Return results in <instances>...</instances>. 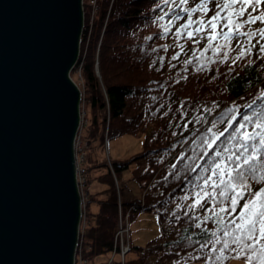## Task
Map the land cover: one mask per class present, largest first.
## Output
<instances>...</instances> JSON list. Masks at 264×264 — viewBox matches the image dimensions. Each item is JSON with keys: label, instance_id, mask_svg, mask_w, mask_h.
Returning a JSON list of instances; mask_svg holds the SVG:
<instances>
[{"label": "trees", "instance_id": "1", "mask_svg": "<svg viewBox=\"0 0 264 264\" xmlns=\"http://www.w3.org/2000/svg\"><path fill=\"white\" fill-rule=\"evenodd\" d=\"M198 2L191 0L189 7ZM96 3L98 11L90 32L89 13L85 17L88 5L84 6L80 45L89 116L85 137L100 146L104 145L106 135L108 142L123 135H145L146 142L142 153L127 160L110 159L111 165L105 164L106 171L97 175L96 179L108 188L89 194L81 253L93 260L113 250L118 218L114 178L119 182L121 195L126 196L129 193L121 181L122 175L136 164L133 178L142 183L146 193L143 200L133 203H137L139 211L158 215L161 234L145 246H133L130 251L133 257L126 259V264H176L177 260L180 264H203V260L187 259L189 253L200 255L196 251L199 245L193 241L205 237L184 215L186 205L181 197L185 188L190 187L188 181L196 174L188 171L187 161L181 160L180 155L191 154L189 145L194 128L203 129L208 125L189 124L187 131L182 125L193 117L205 115L203 109L216 105L212 116H208L210 121L240 98L259 88L264 90V58H257L254 50L251 57L239 61L231 72L229 64H213L210 70L196 73L195 65L184 67L185 60L192 55V42L181 40L184 45L181 50L171 34L160 38V31L164 29V22H158L162 0H97ZM210 7L214 9L215 3ZM259 27L264 25L257 23L248 30ZM171 31L175 32V27ZM206 43L201 40L195 46L197 54ZM219 43L224 41L221 39ZM231 44V49L225 50L235 56L239 49L235 41ZM176 52H181L179 59L171 61ZM206 55L211 56V52ZM162 57L163 64L160 63ZM97 60L100 77L96 73ZM259 103L257 101V105ZM219 127L222 129L224 125ZM93 179L87 172L86 182ZM126 202L123 199V203ZM93 205L95 210L90 208ZM204 227L210 228L211 222ZM115 264L121 262L115 261Z\"/></svg>", "mask_w": 264, "mask_h": 264}, {"label": "water", "instance_id": "2", "mask_svg": "<svg viewBox=\"0 0 264 264\" xmlns=\"http://www.w3.org/2000/svg\"><path fill=\"white\" fill-rule=\"evenodd\" d=\"M83 0H0V264H75Z\"/></svg>", "mask_w": 264, "mask_h": 264}, {"label": "snow or ice", "instance_id": "3", "mask_svg": "<svg viewBox=\"0 0 264 264\" xmlns=\"http://www.w3.org/2000/svg\"><path fill=\"white\" fill-rule=\"evenodd\" d=\"M190 3L162 0L158 16V22H164L160 38L171 34L181 50V40L193 43L185 68L195 65L193 71L203 73L213 64H229L231 72L254 50L257 58H264V27L248 30L257 23L264 25V0H199L189 7ZM213 3L214 9L210 7ZM173 27L175 32L171 31ZM221 39L223 44L219 43ZM201 40L207 43L197 54L195 46ZM233 41L239 49L235 56L225 50L231 49ZM208 52L211 56L206 55ZM180 55L176 52L171 61H177ZM216 107L203 109L205 115L182 125L184 131L189 124L208 125L194 128L191 154L180 155L187 161L188 171L196 174L181 197L186 205L184 215L205 237L193 241L199 245L196 251L200 255L189 253L187 259L203 260V264H228L233 259L242 264H264V90L242 105L227 107L209 121ZM209 222L211 227L205 228Z\"/></svg>", "mask_w": 264, "mask_h": 264}, {"label": "rangeland", "instance_id": "4", "mask_svg": "<svg viewBox=\"0 0 264 264\" xmlns=\"http://www.w3.org/2000/svg\"><path fill=\"white\" fill-rule=\"evenodd\" d=\"M97 0H83V7L88 5L85 11V17H88V13L90 15L89 18V32L91 29V25L96 19L97 15ZM86 8V7H85ZM84 10V8H83ZM95 12V13H94ZM92 16V17H91ZM82 51V50H81ZM79 54V58H80ZM83 60L86 57V48L82 51ZM79 61V59H78ZM82 59L80 58V64H76L75 68L72 70L70 74L71 80L78 86L81 92V101H80V127L78 130V135L76 136L75 143V156H76V165H77V182L80 183V188L78 185V190L81 197V204L83 205V217L85 210H87V204L89 199V194H96L104 189L108 188V185L100 182L96 179L97 175L105 172V168L103 167L105 164L111 165L110 159L114 160H127L135 156L136 154L142 153L145 149L146 136H132V135H123L118 138L111 139L106 143L107 135L105 137L104 145L100 146L98 143H90L85 137V128L87 125L88 115H87V106L85 104V84L82 75ZM96 73L100 77V69L98 65V60L96 64ZM103 88V87H102ZM262 88L257 89L252 94L240 98L236 101L237 105H242L246 101L251 100ZM106 144V145H105ZM92 169L91 172L88 171L89 168ZM136 164H133L128 171H125L122 175L121 181L125 183L126 188H128L129 194L126 196H122L120 193V185L118 184V180L114 178V183H116L117 189V207H118V218H117V226L116 230L118 231V225L121 221V224L127 221L128 223L132 222V232H131V242L133 246H145L149 241L158 237L161 234V226L159 222V217L156 213L153 212H145L139 211L133 201L143 200L146 190H143L142 183L133 178V170L135 169ZM87 172L93 175L94 179L92 181H87ZM113 176V175H112ZM83 179L85 180L82 184ZM123 199L127 200L126 204L123 203ZM125 204V206H124ZM143 205V204H142ZM91 210H95L96 207L93 205L90 207ZM139 211L137 215L133 216V213ZM85 221V218L83 219ZM123 232H120V236ZM130 235V233H129ZM82 238V234L80 236ZM126 237V236H124ZM119 239V238H117ZM114 236V247L111 253H106L102 255L96 256L93 260H89L88 264H100L108 262L115 257L117 261H120L121 264H126V259H130L133 257L131 253L128 255L125 254L122 257L121 254V241L117 240ZM81 243V240L79 241ZM130 246V241H129ZM77 257L82 258L83 260H87L81 253L78 247V251L76 253ZM127 255V256H126ZM115 264V261L113 263ZM194 264H202V263H194ZM228 264H242V261L233 259Z\"/></svg>", "mask_w": 264, "mask_h": 264}, {"label": "built area", "instance_id": "5", "mask_svg": "<svg viewBox=\"0 0 264 264\" xmlns=\"http://www.w3.org/2000/svg\"><path fill=\"white\" fill-rule=\"evenodd\" d=\"M80 183L81 181H79V188H80ZM84 183V179L82 181V184ZM122 219L120 220V223L118 225V231L116 232V239L119 238L121 241V254L122 257L129 252L130 250V246H129V231H130V227H129V223L126 221L124 223V225L121 224ZM120 232H123V234H121L120 236ZM126 236V237H124ZM117 239V240H119ZM113 263V259H111L108 264ZM76 264H88L87 260H83L82 258H79L78 260H76Z\"/></svg>", "mask_w": 264, "mask_h": 264}, {"label": "bare ground", "instance_id": "6", "mask_svg": "<svg viewBox=\"0 0 264 264\" xmlns=\"http://www.w3.org/2000/svg\"><path fill=\"white\" fill-rule=\"evenodd\" d=\"M84 8V7H83ZM95 13V12H94ZM92 17V16H91ZM78 135V134H77ZM75 143H76V140H75ZM77 252V251H76ZM76 258V260H78L79 259V257H75Z\"/></svg>", "mask_w": 264, "mask_h": 264}]
</instances>
